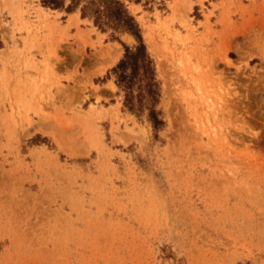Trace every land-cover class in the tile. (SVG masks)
I'll list each match as a JSON object with an SVG mask.
<instances>
[{"label": "rangeland", "instance_id": "obj_1", "mask_svg": "<svg viewBox=\"0 0 264 264\" xmlns=\"http://www.w3.org/2000/svg\"><path fill=\"white\" fill-rule=\"evenodd\" d=\"M125 5L158 130L108 74L132 36L0 0V264H264V0Z\"/></svg>", "mask_w": 264, "mask_h": 264}, {"label": "trees", "instance_id": "obj_2", "mask_svg": "<svg viewBox=\"0 0 264 264\" xmlns=\"http://www.w3.org/2000/svg\"><path fill=\"white\" fill-rule=\"evenodd\" d=\"M41 0L42 4L54 9L72 12L79 9L82 18L92 19L101 32L127 33L136 44L123 46L121 59L109 70L118 90L123 94V107L133 113H147L153 129L158 130L164 122L157 105L160 99V85L156 79L155 65L141 36L134 17L129 14L125 1L131 0ZM115 40L118 38L114 37Z\"/></svg>", "mask_w": 264, "mask_h": 264}, {"label": "bare ground", "instance_id": "obj_3", "mask_svg": "<svg viewBox=\"0 0 264 264\" xmlns=\"http://www.w3.org/2000/svg\"><path fill=\"white\" fill-rule=\"evenodd\" d=\"M113 56V55H112ZM115 58V57H114Z\"/></svg>", "mask_w": 264, "mask_h": 264}]
</instances>
